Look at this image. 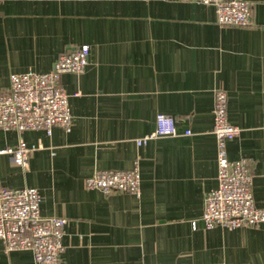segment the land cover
<instances>
[{"label":"crops","instance_id":"obj_1","mask_svg":"<svg viewBox=\"0 0 264 264\" xmlns=\"http://www.w3.org/2000/svg\"><path fill=\"white\" fill-rule=\"evenodd\" d=\"M245 1L249 25L221 27L212 6L193 0H0V91L11 74L48 73L60 54L89 47L84 72L59 79L70 132L0 130V150L19 140L36 148L26 168L0 155V189L34 188L40 215L66 221L58 264H264V224L205 230L199 220L217 187L219 89L240 130L227 157L250 162L254 204L264 208V0ZM158 114L180 135L138 147ZM135 164L139 197L83 186L97 170ZM0 264L35 262L0 242Z\"/></svg>","mask_w":264,"mask_h":264},{"label":"built area","instance_id":"obj_2","mask_svg":"<svg viewBox=\"0 0 264 264\" xmlns=\"http://www.w3.org/2000/svg\"><path fill=\"white\" fill-rule=\"evenodd\" d=\"M193 1L212 6L221 27H246L250 23L252 4L245 0ZM88 55L89 47L83 45L60 54L48 73L11 74L8 89L0 91V130L17 133L43 130L47 136L51 135L53 128L70 132L73 118L68 96L59 79L65 73L82 74L88 65ZM227 104V93L216 90L211 113L212 134L217 147V187L203 200L199 220L205 230L217 227L233 230L264 224V208L256 207L253 200L250 162L246 159L231 161L227 157L226 143L240 132L228 122ZM155 125L152 133L136 140L138 147L152 140L180 135L177 121L171 116L158 114ZM182 135L190 136L191 131L185 130ZM35 149L19 140L16 146L0 150V155H8L14 165L26 168L29 155ZM83 186L106 196L127 193L139 197L138 165L126 171L97 170L85 178ZM40 200L34 188L0 189V242L7 253L30 251L35 264H58L64 250L62 238L66 221L58 217H42ZM192 227H196V220Z\"/></svg>","mask_w":264,"mask_h":264}]
</instances>
